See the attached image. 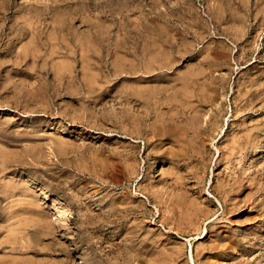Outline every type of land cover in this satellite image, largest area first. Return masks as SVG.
<instances>
[{"label": "rangeland", "instance_id": "obj_1", "mask_svg": "<svg viewBox=\"0 0 264 264\" xmlns=\"http://www.w3.org/2000/svg\"><path fill=\"white\" fill-rule=\"evenodd\" d=\"M0 264H264V0H0Z\"/></svg>", "mask_w": 264, "mask_h": 264}, {"label": "bare ground", "instance_id": "obj_2", "mask_svg": "<svg viewBox=\"0 0 264 264\" xmlns=\"http://www.w3.org/2000/svg\"><path fill=\"white\" fill-rule=\"evenodd\" d=\"M147 108V107H146ZM147 115V114H146ZM158 116V115H157ZM147 118V117H146ZM159 118V117H158ZM173 119V118H172ZM144 120V119H143ZM150 120V119H149ZM160 120V119H159ZM170 120V119H169ZM147 121H148V119H147ZM147 121H145L144 123H146ZM172 121H174V120H172ZM141 121H139L138 123H140ZM150 122V121H149ZM157 122V121H156ZM135 123V122H134ZM162 123V122H161ZM141 124V123H140ZM150 124V123H149ZM134 125V124H133ZM144 127H147V126H144ZM168 127V126H167ZM174 127V126H173ZM172 128V127H171ZM173 129V128H172ZM136 130H138V129H136ZM141 130H143V128L141 129ZM154 130V129H153ZM175 130H177L178 131V129H176L175 128ZM149 132H150V130H148ZM147 131V132H148ZM158 131V130H157ZM172 131V130H171ZM152 132V131H151ZM176 132V131H175ZM135 133V132H134ZM167 133V132H166ZM179 133V132H178ZM153 134V133H152ZM172 133L170 132V135H171ZM177 134V133H176ZM135 135V134H134ZM145 135V134H144ZM149 135H151L150 133H149ZM149 135H148V137H149ZM155 135H157V134H155ZM160 135V134H159ZM140 136H141V134H140ZM161 136V135H160ZM139 137V136H138ZM143 137H146V136H143ZM154 137V136H153ZM152 137V138H153ZM159 137V136H158ZM176 137V136H175ZM134 138V137H133ZM142 138V137H141ZM151 138V139H152ZM136 139V138H135ZM170 139V138H169ZM157 140V139H156ZM150 142V141H149ZM153 142V141H152ZM219 188H221V187H219ZM217 190V189H216ZM215 191V190H214ZM216 192V191H215Z\"/></svg>", "mask_w": 264, "mask_h": 264}]
</instances>
